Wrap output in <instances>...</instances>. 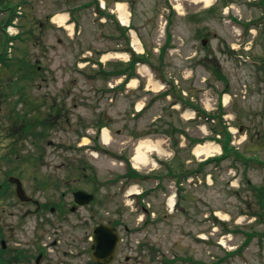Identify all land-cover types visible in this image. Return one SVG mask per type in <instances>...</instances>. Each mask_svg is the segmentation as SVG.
Listing matches in <instances>:
<instances>
[{"label":"rangeland","instance_id":"obj_1","mask_svg":"<svg viewBox=\"0 0 264 264\" xmlns=\"http://www.w3.org/2000/svg\"><path fill=\"white\" fill-rule=\"evenodd\" d=\"M80 1L0 0V54L4 45L8 58L7 64L0 63V183L7 173L19 174L26 192L39 196L44 187H56L55 177L60 181L64 176L58 188L95 189L84 180L85 174L103 182L98 204L117 205L119 219L132 226V264H168L163 257H175L174 264H264V15H260L264 8L258 0H211L215 3L211 8L204 1L173 0V14L163 13L169 15L166 20L155 10L163 8L160 0H104L117 17L125 12L124 20L131 24L127 35L131 42L137 39L138 52H152L151 61L166 79L176 82L190 103L214 114L223 108L221 124L230 131L232 150L195 173L200 183L161 179V187L143 192V202L131 203L124 195L129 180L119 177L126 159L120 164L103 152L95 156L78 150L81 141L87 142L82 136L93 138L95 125L105 121L109 137L102 136V141L129 156L137 170L158 174L166 171L168 163L192 169L195 146L187 148L189 143L194 137L212 136L210 127L216 122L198 118L184 122L191 115L184 118L178 113L170 96L162 95L160 72H151L146 65L138 66L139 78L131 76L118 87L124 78L119 71L127 59L123 51L100 58L106 72L102 83L115 88L109 102L102 100L100 85L79 78L82 74L76 66L82 64L77 61L90 49L88 58L96 59L95 50L106 47L104 37L117 35L124 40V34L103 29L79 11L80 22L70 35L68 28L73 25L54 17L63 5ZM249 3L254 8L249 9ZM12 7L15 25L9 32H18L20 38L2 43L1 27ZM248 14H259L248 21L250 26L244 20ZM69 17L66 14L65 19ZM168 36L172 48L166 47ZM22 122L33 124L30 132L29 124L21 126ZM140 141L152 144L147 149L141 146L145 163L134 159ZM220 151L221 147L194 155L203 159ZM76 173L68 184L65 174ZM15 204L11 196L0 199V222L5 217L12 225L14 218L7 214L23 209ZM248 234L253 235L246 242Z\"/></svg>","mask_w":264,"mask_h":264},{"label":"flooded vegetation","instance_id":"obj_2","mask_svg":"<svg viewBox=\"0 0 264 264\" xmlns=\"http://www.w3.org/2000/svg\"><path fill=\"white\" fill-rule=\"evenodd\" d=\"M44 188L42 195L27 192L32 200L15 204L23 209L21 214H7L14 218L12 225L5 217L0 222L1 264H132V226L119 219L117 205L98 204L97 191L103 188L93 189V201L85 205L74 202L75 191L84 190L81 186ZM1 193V200L7 201L11 189ZM6 205L2 206L3 215ZM100 224L109 232L105 248L110 249L118 240L109 262H98L91 256L93 229Z\"/></svg>","mask_w":264,"mask_h":264},{"label":"water","instance_id":"obj_3","mask_svg":"<svg viewBox=\"0 0 264 264\" xmlns=\"http://www.w3.org/2000/svg\"><path fill=\"white\" fill-rule=\"evenodd\" d=\"M9 181L16 184V194L20 197L21 200L25 199L26 196L24 195L22 184L20 180L16 177H9ZM83 195L87 196L86 199L80 198ZM91 195L84 193L82 191L76 192V201L78 203H86L90 200ZM114 242V241H113ZM104 238H103V230L101 227H98L94 232V245H93V256L96 260H105L106 254L111 251V249H104Z\"/></svg>","mask_w":264,"mask_h":264},{"label":"bare ground","instance_id":"obj_4","mask_svg":"<svg viewBox=\"0 0 264 264\" xmlns=\"http://www.w3.org/2000/svg\"><path fill=\"white\" fill-rule=\"evenodd\" d=\"M206 3H209L210 0H204ZM118 7L119 9L121 8V5L118 4ZM123 14H125V12L121 11L120 15H121V18L124 19L125 17L123 16ZM64 18V15H56L54 17L55 20L57 21H62ZM134 42L137 43V39H134ZM139 47V46H137ZM109 55V54H108ZM107 55V56H108ZM106 57V56H104ZM225 99H227V95H225ZM102 136L104 138V140H107L109 135H108V131L107 129H104L103 132H102ZM144 145L145 149H147L149 146H151L152 144L150 142H146V141H140L138 143V146H137V149L135 151V155H134V159L137 161V162H142V163H145V156H144V151H142L141 149V146ZM217 147L213 146L211 144H205V145H198L195 147L194 151L197 153V154H201V153H208L209 151H212L214 149H216ZM169 202L172 203V199H169Z\"/></svg>","mask_w":264,"mask_h":264},{"label":"trees","instance_id":"obj_5","mask_svg":"<svg viewBox=\"0 0 264 264\" xmlns=\"http://www.w3.org/2000/svg\"><path fill=\"white\" fill-rule=\"evenodd\" d=\"M13 9H15V8H13ZM14 15V10L12 11V13H11V15H10V17H12ZM17 37H19L20 38V35L19 36H17ZM5 41V38L3 37V41H2V43ZM7 60H8V58L6 57V55H5V53H3L2 55H0V63H2V64H7ZM133 61L134 60H132V63H133ZM19 62H22V58L21 59H19ZM33 67H34V65H33ZM34 68H36V67H34ZM28 70L29 69H25L24 70V73H28ZM132 70H133V68H132ZM132 74H133V71H132ZM218 106H219V104H218ZM220 108V107H219ZM220 110H221V108H220ZM221 114H222V112H220V113H218V115H213L214 117H216V119H217V123L215 124V125H213V126H211L210 128H211V130H212V132L213 133H219V132H221L222 133V135H223V155L221 156V158L225 155V153H227V151H230L231 150V146L229 145V133L225 130V128H224V131H222V130H220V128H219V126H222V124H221V121H222V119H221ZM28 124H29V127H28V132H30V127L33 125L32 123H27V122H22V124H21V126H24V125H26V126H28ZM100 125V124H99ZM31 133H33L32 131H31ZM12 148H13V146L10 148V150L12 151ZM207 162H209L208 160H206V161H203V162H201V167L204 165V164H206ZM262 206L264 205V204H261Z\"/></svg>","mask_w":264,"mask_h":264}]
</instances>
